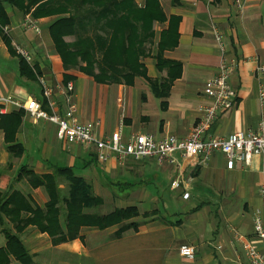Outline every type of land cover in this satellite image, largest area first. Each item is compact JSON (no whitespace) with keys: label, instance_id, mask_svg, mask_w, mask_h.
<instances>
[{"label":"crops","instance_id":"1","mask_svg":"<svg viewBox=\"0 0 264 264\" xmlns=\"http://www.w3.org/2000/svg\"><path fill=\"white\" fill-rule=\"evenodd\" d=\"M147 1L134 0V4L145 7ZM158 1L165 18L155 20L154 43L147 44L155 49L143 59L146 75H138L132 82H101L81 71L82 62L66 70L50 30L58 16L34 18L38 31L25 25L27 15L7 5L9 23L0 24V96L12 95L21 101L34 98L44 103V79L54 89L56 109L64 112V96L58 86L66 84L69 74L74 76L70 81L75 84L79 120H101L100 136L122 129L125 140L139 133H150L157 139H183L211 102L204 88L206 81L218 74L221 64L216 26L224 34L229 56L237 60L230 83L237 90L238 99L234 107L219 112L207 136L226 137L256 130L261 120L259 92L264 84V74L257 72L258 64H264V0ZM75 38L65 37L68 42ZM163 38L164 43L171 45L165 49L164 58L181 65L180 74L173 78L165 97L156 94L149 79L161 83L169 79V70L161 69L155 56L156 46ZM18 46L31 54L32 61L28 62L37 79L22 74ZM6 110L11 113L19 109L7 104ZM58 129L56 123L35 119L29 113L23 115L13 142L22 145L25 152L16 158V174L7 175L10 179H4L6 187L0 189V194L16 184L17 189L44 206L49 197L43 188L21 189L26 178H18L20 168L28 165L42 175L52 172L55 166H73L93 184L105 204L113 205V210L137 206L148 215L142 216L137 230L130 229L121 237H114L119 225L104 230L83 227L81 237L59 244L49 233L30 225L22 239L37 263L249 264L247 247L262 246L254 225L255 212L264 210L260 195L261 157L254 156L250 164L238 161L234 169L228 168L221 152L214 153L207 162L200 157L187 161L176 151L162 162L155 158H130L122 164L112 157L102 163L91 147L63 142ZM8 145L6 132L0 126V166L7 165L13 157ZM177 180L182 184L179 188L173 185ZM185 192L190 193L187 199ZM6 221L15 229L9 219ZM1 236L0 247L6 245L4 234ZM183 245L195 248L193 258L180 253ZM14 261L11 257V264Z\"/></svg>","mask_w":264,"mask_h":264},{"label":"trees","instance_id":"2","mask_svg":"<svg viewBox=\"0 0 264 264\" xmlns=\"http://www.w3.org/2000/svg\"><path fill=\"white\" fill-rule=\"evenodd\" d=\"M147 2V5L140 9L142 12L137 13L134 0H103V3L90 0H62V2L61 0H0V24L9 23L7 5L34 18L58 16L50 24V30L54 45L64 61V67L70 70L82 62L80 69L86 73L88 66H93L92 63L96 60L89 36L94 35L93 29L97 21H105L104 23L108 25L111 23L112 30L119 32L121 36L117 38L118 40L105 39L104 42L111 48V55L116 59L111 61L109 67H101L99 73L91 71L89 75L101 82H118L123 79L132 82L136 76L146 75L145 65L139 63L136 56L137 52L141 51L137 43L146 35V32L141 34L134 32L135 22L141 20L137 15L145 14L147 21L150 22L163 21L165 18L158 0ZM69 35H75L74 42L65 40ZM94 36L98 42L102 41V36L97 34ZM8 42L10 44V41ZM169 46L171 45L164 43L163 38L159 44L160 52L157 57L159 67L169 70V79L161 83L159 80L154 81L149 78L156 94L161 97L169 95L173 78L177 77L181 70L178 62L164 58L165 49ZM106 52L108 51L101 53L99 61H104L103 54ZM21 58L22 74L37 79L34 68L23 56ZM117 62L124 64L121 67L113 66ZM65 78L67 83L74 76L66 74ZM44 104L48 106L46 99ZM26 113V110L19 109L2 114L0 117V126L6 132L8 150L13 157H21L25 152L24 147L14 143L13 140ZM18 174L19 179L27 175L32 188H43L49 200L41 206L32 196L17 189L14 184L7 186L6 191L0 194V234H4L6 238V245L0 247V264H11V257L23 264H39L22 239L23 233L30 225H36L42 232L49 233L54 243L59 244L81 237L83 227L104 230L119 225L114 237H121L126 231L139 228L141 222L134 220L136 217L148 215L142 214L137 206L120 208L108 213L100 212L97 208L105 204L104 198L95 193L93 184L78 174L73 166H55L52 172L41 175L28 165H23ZM6 178L9 179L4 175L5 180ZM6 219H9L15 229L10 228Z\"/></svg>","mask_w":264,"mask_h":264},{"label":"built area","instance_id":"3","mask_svg":"<svg viewBox=\"0 0 264 264\" xmlns=\"http://www.w3.org/2000/svg\"><path fill=\"white\" fill-rule=\"evenodd\" d=\"M25 25L40 31L37 21L31 17H27ZM214 34L221 51V64L218 74L209 78L205 83L204 91L211 102L205 106L203 117L186 138L168 136L157 139L153 134L139 133L131 136L129 140H125L122 129L110 136H100L98 127L101 125V120L86 123L79 120V108L75 100L73 81L58 86V90L64 96V112H59L56 109L54 89L42 79L43 94L48 106L34 98L21 101L12 95L0 96V117L7 113L6 105L12 104L18 109L26 110L35 119L56 123L59 128L58 136L63 142L91 147L102 163L108 162L112 157L122 164L130 158L136 160L155 158L162 162L176 151L181 152L187 161L200 157L203 162H207L214 153L221 152L227 158L228 168L234 169L238 161L250 164L254 156H259L262 159L263 176L260 195L264 204V84H261L259 92L261 120L256 130L239 131L226 137L207 136V132L215 123L219 112L234 107L238 99L237 90L230 83V78L237 68V60L229 56L224 34L216 26ZM17 52L27 61H32V56L27 49L18 46ZM257 72L264 74L263 63L258 64ZM173 185L177 188L182 186L179 180L175 181ZM189 197L190 193L185 192L184 198ZM254 225L256 235L262 241V246L256 247L250 244L247 247L248 261L249 264H264L263 208L255 212ZM195 252L192 245H183L180 249V253L189 258H193Z\"/></svg>","mask_w":264,"mask_h":264},{"label":"rangeland","instance_id":"4","mask_svg":"<svg viewBox=\"0 0 264 264\" xmlns=\"http://www.w3.org/2000/svg\"><path fill=\"white\" fill-rule=\"evenodd\" d=\"M90 1L91 2H97V3L98 2L99 3H103V0H90ZM61 2H62V0H61ZM136 7H137V10H136L137 13H141L142 11L140 9L144 8V7H141V6H138V5ZM138 10H140V11H138ZM137 16L141 20H139L138 22L137 21L135 22V27L133 28L134 32H139L140 34H141V32H146V35L144 36L143 40L141 39L142 41L137 43V47L141 49V51L137 52V55H136L138 57L137 61L139 63H143L144 57L151 50L153 51L155 49L154 46H151L150 48L147 47V44L149 42L154 43V38L156 36V32H155V29H154L155 21L154 22L147 21V19L145 17V14H141V15H137ZM27 17H31V18L34 19V17H32L31 15H27ZM104 18H106V17H104ZM36 19H38V18H36ZM94 20L96 21V17H94ZM104 22L105 21H103V22L102 21H97V23H96V25L94 26V29H93V32H96V33H94V35L97 34L99 36H102L98 32H105L106 34H109V36H107V35L106 36H102V41L98 42L97 38L94 35L91 36V37L89 35H87V36H89V38L91 40V48L93 49L92 52H94V57L96 59L92 63L93 66L92 65L90 67L88 66V69H87V72H86V74H88V75L90 74L91 71L99 73L101 67H109V65H111V61L116 59V58L112 57L111 48L104 42V40L105 39L111 40V39H114V38H116V40H118L117 38H119L121 36V34H119V32H114V30H112L111 23H110V25H108V24H105ZM106 28L108 30H104ZM87 40H88V38H87ZM159 44H160V42H159ZM159 44L156 46V48H157L156 53H155L156 57H158L159 52H160ZM94 45H95V48H94ZM96 47H97V49H96ZM103 51H108V52L103 54V56L105 57L104 61L103 60L99 61L98 58H99L100 55H102L101 53ZM105 60H109V61H105ZM122 60H123V58H122ZM117 61H119V60H117ZM123 64L124 63L117 62L113 66L121 67V66H123ZM16 158L17 157H11V162H9L7 165L0 166V189H4L6 187L5 182H4V175H9V176H13L14 177V175L16 174L15 168L17 167L18 162H19V160L16 159ZM24 177L26 178V179L24 178L25 180H23V181H25V184H24V186H22L23 188L21 187V189H25L26 190V189H29L30 184L28 182L27 175L26 176L24 175ZM63 185L64 184H62V186ZM14 186L18 187V186H16V184ZM166 190L168 191V189H166ZM102 208H103V210H102ZM102 208H101L100 212L107 213V212H105L106 210H113V205L111 203L110 204L106 203ZM116 209H120V208H115L114 210H116ZM134 220L141 222V220H143V218L142 217H136ZM0 240H3L2 236L0 237ZM13 264H23V263H21L20 261L15 259Z\"/></svg>","mask_w":264,"mask_h":264}]
</instances>
